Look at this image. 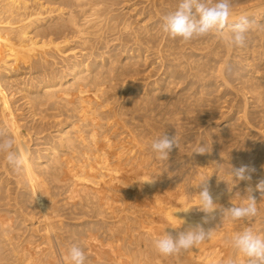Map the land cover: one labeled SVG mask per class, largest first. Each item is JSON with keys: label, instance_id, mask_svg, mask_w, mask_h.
I'll use <instances>...</instances> for the list:
<instances>
[{"label": "bare ground", "instance_id": "bare-ground-1", "mask_svg": "<svg viewBox=\"0 0 264 264\" xmlns=\"http://www.w3.org/2000/svg\"><path fill=\"white\" fill-rule=\"evenodd\" d=\"M179 3L0 0V138L22 160L0 152V264H70L73 244L86 264H246L230 240L264 235V0H231L229 23L254 21L244 47L228 28L171 38ZM164 132L168 160L151 150ZM201 182L224 209L252 195L257 216L205 223ZM197 224L201 244L155 249Z\"/></svg>", "mask_w": 264, "mask_h": 264}, {"label": "clouds", "instance_id": "clouds-1", "mask_svg": "<svg viewBox=\"0 0 264 264\" xmlns=\"http://www.w3.org/2000/svg\"><path fill=\"white\" fill-rule=\"evenodd\" d=\"M230 15L231 0H180L177 9L163 18V31L173 39L180 38L182 42H189L194 38L212 32H223L228 28L234 46L244 47L246 34L254 21L247 16H241L238 21L229 23ZM174 146H178L176 137L169 136L166 132L151 142V150L161 160H168ZM0 152L6 153V160L10 165L19 167L22 164L18 153L13 149V140L10 137L0 138ZM198 153H204V148L201 147ZM248 170V166L243 165L238 168L231 167V175L238 182L249 180L251 177L246 175ZM197 186L202 190L198 193L199 204L196 207L205 213L203 218L205 223L209 218H213L217 210L222 216L230 217L234 221L254 218L258 214V204L252 195L247 198L246 203L224 209L214 202L206 182H201ZM256 187L264 190V180H261ZM251 191L249 188L248 192ZM210 235L211 231L206 232L201 224H197L179 232L175 238L165 233L154 240V247L163 256L175 255L194 248ZM230 244L238 254L246 258V264H264V235L249 227L233 234ZM66 259L70 264H86L87 257L79 245L73 244L68 249ZM229 264L232 262L230 261Z\"/></svg>", "mask_w": 264, "mask_h": 264}, {"label": "rangeland", "instance_id": "rangeland-1", "mask_svg": "<svg viewBox=\"0 0 264 264\" xmlns=\"http://www.w3.org/2000/svg\"><path fill=\"white\" fill-rule=\"evenodd\" d=\"M126 10L125 11H127V9L128 8H125ZM94 249H95V251H98V252H103V251H107L108 250V248L106 247V248H104V247H101V246H99V244L97 243V246L96 247H94ZM97 249V250H96Z\"/></svg>", "mask_w": 264, "mask_h": 264}]
</instances>
